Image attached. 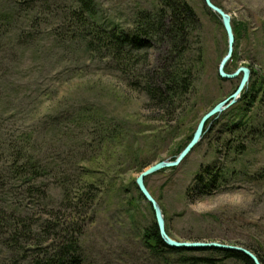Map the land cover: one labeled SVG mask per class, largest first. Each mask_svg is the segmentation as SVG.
I'll return each instance as SVG.
<instances>
[{
	"label": "rangeland",
	"instance_id": "obj_1",
	"mask_svg": "<svg viewBox=\"0 0 264 264\" xmlns=\"http://www.w3.org/2000/svg\"><path fill=\"white\" fill-rule=\"evenodd\" d=\"M94 1L101 21L128 28L138 12L155 11L157 6L156 0ZM212 1L241 28L227 73L247 66L252 74L264 76V0ZM42 2L39 0L38 6L47 10ZM188 2L200 25L189 39L187 52L200 61L192 92L171 118H163V111L132 86V74L117 70L109 59L87 54L78 42L67 38L56 41L49 32L57 24L56 18L41 15L42 34L30 45H20L10 41L9 35L0 34V125L13 136L34 134L33 153L50 170L41 181L45 184V202L35 204L36 199H32L25 204L21 199L19 203L34 220L58 215L63 227L68 228L66 232L80 230L85 264H146L141 235L155 222V216L135 189L139 170L173 160L201 118L233 94L241 79L224 80L218 75L227 50L218 16L204 0ZM71 27L61 18V32ZM169 53L168 43L157 39L141 52L136 67L143 73H156L168 65ZM228 116L219 119L180 166L148 177L146 185L163 210L172 238L239 245L264 257V177H260L264 171V137L242 135L247 147L242 155L231 152L224 156L223 148L222 154L217 153L216 149L233 137L224 127ZM208 165L224 173L225 181L217 191H251L255 196L252 205L245 210L223 209L206 215L191 212L189 203L196 194L188 195L187 191L200 168ZM88 182L98 187L97 197L89 207L75 209L67 199L74 195L66 194L63 186L69 185L72 194H79ZM193 255L209 254L196 251Z\"/></svg>",
	"mask_w": 264,
	"mask_h": 264
},
{
	"label": "trees",
	"instance_id": "obj_2",
	"mask_svg": "<svg viewBox=\"0 0 264 264\" xmlns=\"http://www.w3.org/2000/svg\"><path fill=\"white\" fill-rule=\"evenodd\" d=\"M38 1L1 0L0 34L9 35L10 41H17L20 45H30L42 34L39 30L41 15L56 18L57 24L49 28L56 41L67 38L73 43L78 42L87 54L109 59L117 70L132 74V86L147 95L155 108L163 111V118L165 115L171 118L175 109L183 104L185 96L192 92L195 69L200 60L197 56L188 55L187 48L191 35L200 25V19L188 0H156L155 11L138 12L129 28L116 22L101 21L94 0H67L66 3L42 0L47 10L41 9L43 6L40 8ZM61 18L72 26L67 32L63 30L65 33L61 32ZM232 24L238 37L240 25ZM157 39L158 42L168 43V65L156 73L138 71L136 65L141 52L151 47ZM226 115H230V118L224 122V127L233 137L225 140L216 149L217 153L222 154L223 148L224 156L231 152L242 155L247 151L246 139H242V135L253 139L264 137L263 75L253 71L251 82L240 101L223 112L220 118ZM220 118L213 121L203 139L215 129ZM3 130L5 128L0 125V264H85L80 230L72 234L69 230L66 232L68 228L63 227L58 215L34 220L25 206L19 203L21 199L25 204L27 200L32 202V199H36L35 204L45 202V184L41 181L50 170L34 155V134L13 136L9 130L8 134ZM146 168L142 167L139 174ZM260 177H264V171H261ZM223 179L224 173L219 167H201L187 193H211L219 189L225 181ZM56 180L61 188L59 174ZM134 186L140 198L148 203L135 182ZM63 187L66 194L74 195L67 199L76 205L75 209L89 207L97 197L95 190L98 187L92 182L86 183L79 194H72L69 185ZM167 231L170 235L168 227ZM141 239L146 264H254L249 257L236 251L169 248L160 237L156 221L144 228ZM248 249L264 264V257L260 253ZM196 251L209 255L195 256L193 253Z\"/></svg>",
	"mask_w": 264,
	"mask_h": 264
},
{
	"label": "water",
	"instance_id": "obj_3",
	"mask_svg": "<svg viewBox=\"0 0 264 264\" xmlns=\"http://www.w3.org/2000/svg\"><path fill=\"white\" fill-rule=\"evenodd\" d=\"M204 3L211 12H213L216 16L219 17L227 37V53L219 63L218 75L224 80H233L241 76L238 87L233 94H231L225 100L217 103L201 118L192 139L173 160H163L149 166L140 174H138L135 179V184L138 190L146 199V201L151 205L155 216V221L159 229L160 237L169 248L188 250L217 249L223 251H236L243 253L244 255L249 257L254 262V264H262L255 253L243 246L221 243L217 241H178L172 238L167 231L166 218L163 213V210L160 204L158 203L157 199L153 196V194L150 192L146 185V179L148 177L162 170L176 168L180 166L183 161L190 155V153L203 140L204 135L213 124V121L217 119L223 112H225L230 107L234 106L240 101L243 92L248 88L251 82L252 70L247 66H241L233 73H227L226 71L227 65L233 59L236 44V35L233 29L232 16L225 10L217 6L212 0H204ZM207 122H209V124L205 129V125Z\"/></svg>",
	"mask_w": 264,
	"mask_h": 264
},
{
	"label": "clouds",
	"instance_id": "obj_4",
	"mask_svg": "<svg viewBox=\"0 0 264 264\" xmlns=\"http://www.w3.org/2000/svg\"><path fill=\"white\" fill-rule=\"evenodd\" d=\"M254 193L248 190L217 191L196 195L189 209L196 215L215 213L223 209L245 210L254 202Z\"/></svg>",
	"mask_w": 264,
	"mask_h": 264
}]
</instances>
